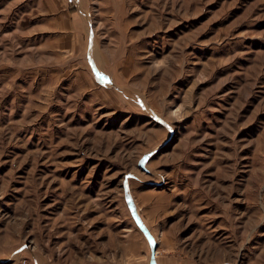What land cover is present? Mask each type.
<instances>
[{"label": "rangeland", "instance_id": "rangeland-1", "mask_svg": "<svg viewBox=\"0 0 264 264\" xmlns=\"http://www.w3.org/2000/svg\"><path fill=\"white\" fill-rule=\"evenodd\" d=\"M0 264H264V0H0Z\"/></svg>", "mask_w": 264, "mask_h": 264}]
</instances>
